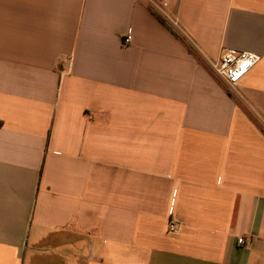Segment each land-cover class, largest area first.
Here are the masks:
<instances>
[{"label":"crops","instance_id":"1","mask_svg":"<svg viewBox=\"0 0 264 264\" xmlns=\"http://www.w3.org/2000/svg\"><path fill=\"white\" fill-rule=\"evenodd\" d=\"M153 1L0 0V264H264V0Z\"/></svg>","mask_w":264,"mask_h":264},{"label":"built area","instance_id":"2","mask_svg":"<svg viewBox=\"0 0 264 264\" xmlns=\"http://www.w3.org/2000/svg\"><path fill=\"white\" fill-rule=\"evenodd\" d=\"M151 6L162 15L169 24L181 32L180 24L175 17L167 10L163 3L148 0ZM131 36L124 38V43L129 44ZM261 57L250 52H226L218 60H208L214 73L221 78L230 89L237 88L250 71L260 62ZM178 226L170 224V231H177ZM239 244L245 245L246 240L239 239Z\"/></svg>","mask_w":264,"mask_h":264},{"label":"trees","instance_id":"3","mask_svg":"<svg viewBox=\"0 0 264 264\" xmlns=\"http://www.w3.org/2000/svg\"><path fill=\"white\" fill-rule=\"evenodd\" d=\"M157 14H158L157 16L160 18V20L164 23V25H166L168 28H170V30L174 31V33H175L174 28L169 24V22L162 15H160L158 12H157Z\"/></svg>","mask_w":264,"mask_h":264},{"label":"rangeland","instance_id":"4","mask_svg":"<svg viewBox=\"0 0 264 264\" xmlns=\"http://www.w3.org/2000/svg\"><path fill=\"white\" fill-rule=\"evenodd\" d=\"M85 252H87V250H86ZM54 264H55V263H54Z\"/></svg>","mask_w":264,"mask_h":264}]
</instances>
